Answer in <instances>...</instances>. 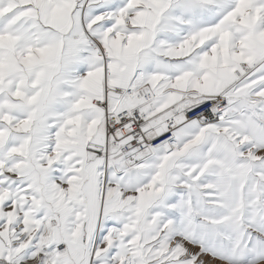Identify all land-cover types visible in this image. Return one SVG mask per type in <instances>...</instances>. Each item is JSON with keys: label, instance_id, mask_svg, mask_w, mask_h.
<instances>
[{"label": "snow or ice", "instance_id": "snow-or-ice-1", "mask_svg": "<svg viewBox=\"0 0 264 264\" xmlns=\"http://www.w3.org/2000/svg\"><path fill=\"white\" fill-rule=\"evenodd\" d=\"M0 264H264V0H0Z\"/></svg>", "mask_w": 264, "mask_h": 264}]
</instances>
